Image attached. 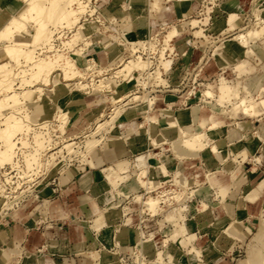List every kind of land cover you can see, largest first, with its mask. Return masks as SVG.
Listing matches in <instances>:
<instances>
[{"label":"rangeland","instance_id":"374dc122","mask_svg":"<svg viewBox=\"0 0 264 264\" xmlns=\"http://www.w3.org/2000/svg\"><path fill=\"white\" fill-rule=\"evenodd\" d=\"M175 1L180 0H164L163 3H161L162 1L160 0V3L158 4L159 8L157 9L153 8L147 0L133 1L132 4H129L127 0H84L85 8L79 13V18L72 27H67L64 23L60 22L51 24L49 26L50 37L48 41L45 43L40 42L34 47L30 46V48H35V55L38 57L52 55L53 61L57 55L68 57L72 61L71 69L73 71L72 74L69 71L68 73L71 75L66 76L62 70H58L60 74L52 77V80L56 81L55 85H53L52 81H48L47 84H44L40 80H34L29 84L21 85V82L18 81V79H15L14 86L11 90L21 91L23 88L35 89L38 86L45 85L48 87L43 90L40 98L26 101L27 106L31 111L40 112V116L46 119L42 124L31 126L34 129V133H29L27 136L28 145L24 147H15L13 158L10 161L11 165H14L15 163L18 164L19 162L21 163L19 165L21 171L19 170L18 173L21 174L22 179H25V185L20 183L21 180L17 182L15 188L10 187V189H8V186L4 184V181H10L9 173L7 170L0 168V187L3 188V193L9 195L8 197H4L0 194V220L5 218L7 210L14 208L24 199L28 200L32 198L33 193L38 191L40 195L45 196L42 187L48 181L52 182V179H54L59 172L62 173L76 162L83 163L84 161L88 162L91 158L94 159V147L104 144L106 136L115 137L117 133H127V137L124 139L125 141L123 140V143L127 141L128 144H131L133 141H128V137L130 136L128 133L132 130L133 132L131 135L136 133V137L143 138L142 146H144L145 150H135L136 147H138L135 142L132 143L133 146L129 144L133 153L125 157H119L117 161H115L117 164V171L108 176L115 189L111 185H105L103 187V190H105L103 194V202L105 206L110 207L113 212L117 211L116 209L120 211V219L116 222V227L118 228L117 242L119 244V239L124 234V231H121L120 227H123L126 223L132 221L136 222L139 220L140 222V224L138 223V229L136 230L138 233H136L135 243L132 247L133 254L131 253V255L129 251V257H132V261H128V264H134L133 261L137 264H152L153 262L156 264H177L180 258H183L185 261L187 258H202V263L208 262L209 264H213L218 259H220L221 262L220 263L218 260L219 264H241L246 258L254 261L260 257V264H264V247H258L256 250L255 248H249L247 251L248 243L250 242L253 233L256 231V226H258L257 231L260 230L261 232L259 238L264 240L263 220H258L259 222L257 224L255 223L257 219H252L248 216V219L243 220L242 223V227H245V229L243 228V231L237 230L238 235L234 236L235 228H239L240 223L237 222L239 218L233 220L227 215H221L222 217L217 216L221 217L219 223L217 217L214 219L212 218L217 213L218 207H210V203L206 201L197 202V204H195L194 202L198 201V198H195V195L193 196L194 192L187 189L179 179H176V177L173 179V182L175 183L174 185L176 186L174 201L170 205L159 203V206L161 207L160 212L153 214L143 205H138L137 202L131 200L136 196H140L142 199L149 196L156 197V191L154 190L160 184L166 182L168 177H170L165 176L162 178V182L154 179H157L160 175L168 174L165 172L163 165L165 164V160L169 161L170 156L173 159V163L178 160L179 152L175 150L173 142L171 141L180 137L182 124L189 122L192 119L193 109H199V113L202 112L203 114L210 113L216 115L215 119L218 120L216 125H213V127H211L212 123L207 126L199 125V129L197 130L198 133L206 132L210 136L211 142H213L216 137L215 131L218 127L222 125H226L224 129L227 127H233V122L237 126L241 125L240 123H236L240 121V119H233L230 116V111L234 109L243 110V106H235L234 104L240 97L244 96V93L240 89L242 88L243 82L248 78L252 79V85L245 96L248 102L255 103V111L250 110L249 112H246V114L250 116L247 119L254 118V120L258 119L260 121L261 128L257 129L256 127H253L251 129L253 135H258L255 131H259L264 135V85L256 86L259 83H264V63L258 65L259 63L257 62L260 61L254 58L256 63L254 66L249 60L253 53V48L257 45V40L261 41L264 39V30H261L262 27V29H264V7L262 8V6H264V0H188L190 5L184 4L181 6L184 11L186 9L188 10L183 12L178 19L172 14ZM228 1L233 2L232 5H230V10H227L223 5L224 2ZM244 1L248 2L244 3ZM240 2L242 5H237ZM249 2L251 3L250 8H248ZM73 4L72 6L76 8L77 4ZM187 5L189 6L186 7ZM164 7L167 8L166 12L169 14L163 16L166 23H163L160 27V24H154L150 21V26L147 21L144 31L142 32L143 38L130 36L131 41L128 42L125 48L120 49L119 55L121 56L117 57V60L115 57L114 62L109 61L110 59L104 54L105 51L103 49L96 52V56L98 55L95 57L96 61L92 55L87 57L86 62L88 63V66L84 59L77 63L70 56L71 51L68 49L65 42L72 38V35L76 32V28L79 26L80 22L84 19H89L91 21L94 20V17L91 16L92 14H95V17L98 20L93 21L94 31L89 35L84 36L85 41L91 42L94 40L99 42L98 38L102 36L101 34L106 33L107 35H115L117 37L116 41L114 40V37L112 41L111 39L108 40L111 41L113 45H118L122 40L121 33H126L127 30H123L124 28H120L114 24V17L109 16L111 13H109L108 10L112 13L117 12L119 15L128 13L132 17H135L136 14H140L141 16H146L149 20V18L157 16ZM220 9H223V11ZM216 10L219 12L221 11V15L217 17L219 19H214L210 26H206L207 28L203 27L209 23L212 13L216 12ZM204 11L207 13L209 12V17L202 22L204 23L202 26L200 24L202 19L199 17L204 15ZM251 11L254 15L253 18ZM216 20L220 23L223 22V20H226L227 27L224 30H219L221 29V24L219 25V28ZM3 22V19L0 20V25ZM174 27L176 31L174 30ZM11 28H8L7 31L2 29V32L0 33L1 38L5 39L8 36L26 38L27 35H24L23 33H20V35L15 34V30L13 27ZM64 30H69L70 33L65 35ZM154 30H156L155 33H153ZM249 30L252 31L251 34L248 33ZM258 30H261V33L259 32L260 34H257ZM210 31H218L219 33H214L217 34V36L212 37L214 34H211ZM253 32L256 33L257 36L256 34H252ZM187 36L190 37L187 38L184 43L179 45L180 38L184 39V37ZM228 38H231L230 41H228ZM174 41L177 43H173ZM76 42L78 43L75 48L84 45V42L80 40H76ZM186 42H188L187 45L189 50H193L190 55L187 52L184 53L183 50ZM2 44V41H0V46ZM102 45L103 43H99V46ZM165 48H168L166 51L169 52L168 56L171 57L170 64L176 69H174L173 72H168L169 75H167V71L163 72V68H167L169 65L168 57L163 60V51ZM1 51L0 47V54ZM158 54L161 59L158 58ZM138 57H141V60L146 62L145 65L142 66L143 70L141 71L140 69V73L137 71L139 76L136 77V79L128 77L125 80H122L123 77L120 71L123 69V63L129 58L136 59ZM214 59L218 65L215 64ZM62 62V60H59V63ZM196 62H198L197 65H195ZM180 64L183 66L181 67ZM158 66L161 70L160 75L162 77V80L160 81H157L154 77ZM57 69L59 68H53V70ZM218 71L220 72L217 74ZM221 74L228 78L227 85L222 90L219 89L220 84L218 81ZM252 74L253 77H251ZM172 75L173 77L171 78ZM89 76L93 80L92 83L89 82ZM107 77L115 78L119 81L117 83L120 84L126 82V86L124 85L122 91L118 93V98L116 100L106 99L104 101L100 94L86 97V101H90L91 104H85L86 107L80 109L81 112L78 113V115H76V109L80 108V106L75 107V110L71 112L69 122H66L62 111L70 102L72 95L76 92L75 90H78L79 93H86L90 90L92 92V89L99 88L101 81ZM135 80L137 81L135 82ZM168 81L170 83H168ZM160 83H163V85H160ZM158 86L159 88H170L168 90H157L156 88ZM207 88H210L213 91L214 97L206 98L203 95V92ZM102 90L105 91L104 88H102ZM111 92L113 91L111 90ZM159 92H162V94L159 95ZM187 92L191 93L189 98H185ZM163 93H170L169 95H165L168 97V100L177 102L174 103L173 106L176 108L175 113L179 118L181 125H177L178 131L176 133L170 132L167 134L163 132L165 133L163 134L159 131L157 136L150 137L145 133V128H147L148 124L143 122V124L141 123L142 128H138L136 120L141 118L140 115L146 111L147 107L145 100L153 97H156L157 99H155L154 107L151 108V111L159 114L160 111L156 109L160 108V106H165L161 99ZM65 94L66 97L58 101V97ZM223 94L226 103L218 104L216 98L219 97L218 95ZM255 94L258 96L257 99L254 97ZM261 101L263 104H261ZM168 104L170 103H167V105ZM22 105L20 107V109L22 108L21 114L26 112L29 113L30 110L25 109L26 106L24 104ZM228 105L232 106L229 107ZM2 120L3 119H0V122ZM112 121L114 122L113 127L109 129L110 126H112ZM100 122H103V125L97 128V124ZM166 122L172 124L175 123L174 120L169 117L166 118ZM94 131L95 133L93 135ZM163 135H166L168 138L165 136L164 138ZM92 137H94L96 141L87 145L88 139H92ZM162 139H165V141H162ZM145 140L148 142V146L144 145ZM68 142H74V144L71 145V150H67L64 147ZM156 142L158 145L155 144ZM214 142L222 147L223 143L220 137L215 139ZM113 146L114 145L112 144V148ZM125 152L126 150L124 153ZM155 152H159L158 155L155 154ZM189 152L190 151H188V153ZM32 154H37V160L35 162L29 161V157ZM185 156L190 158H185L186 160L181 163L182 170L188 171L189 175H193L194 178L203 177L205 166L201 164L202 161L207 165H211L208 164L210 162L217 161L213 158L211 151L206 148L203 150L202 155L198 152V156L193 155L192 153L191 155L186 154ZM208 156L210 158H208ZM188 162H193L194 165L185 166L184 164H187ZM4 165L5 164L0 167ZM132 167L133 169H131ZM141 168L149 170L148 172L152 179V182L149 181L150 188L148 190L145 187L140 186L136 180V175L141 171ZM168 169L170 168L168 167ZM118 170L124 172L125 176H123L122 180L119 182L113 181L119 176ZM161 171L164 173H161ZM96 174L103 176L104 171L101 169L97 171ZM218 181L220 180L218 179ZM186 183H188V180H186ZM49 185L53 186V184ZM154 186L155 188H153ZM151 188L153 189L152 191ZM25 192H28V194L24 195ZM19 193L20 197L17 198V200L15 199L14 202H10L11 199L13 200V195ZM221 194L225 199H229L227 193L223 192ZM70 195L73 194L70 192ZM34 202H36V200H34ZM217 202L218 201H216V203ZM38 203L39 201L34 204V207ZM46 203L47 198L46 202H44V205L41 207L42 212L45 210ZM122 203L124 204L122 205ZM216 203L215 205H217ZM127 206L131 209L127 208ZM178 210L182 212L181 214L184 215L185 220H170L169 218L172 216L178 215ZM207 210H209L207 216L208 218H212V220L209 222L204 221L203 219L202 221L198 220L199 218L204 217V212ZM127 212H130V217L127 218L126 222H122V213L125 214ZM147 212L148 214H151V216H149ZM199 213L201 214V217H199ZM99 214L101 215V213ZM192 216L194 218H192ZM106 223L108 224L109 222L107 221ZM107 224L103 222L99 223L96 217L93 227L97 230H100L102 226H107L106 229L111 227L110 224ZM143 224L146 227L148 226V229H145V231L139 228ZM183 224L187 227V232H185ZM213 227H216V229H213ZM193 229L195 231V236L192 232ZM187 233L188 235H191L193 240H191L192 244L199 243L196 245L197 247H204V252L200 256L194 257L187 253V246L183 241V238ZM231 241L232 243L229 245ZM169 245L174 246L171 255L163 253L165 248ZM122 246L123 245H121V247ZM232 246L234 247L233 251L231 249ZM101 248L104 250L90 252V256L95 259L93 264H108L111 261L120 264V252L117 248L111 249L104 245ZM123 249L125 250V248ZM249 250H255V253L249 255ZM231 252L233 254H231ZM82 253L84 254L85 251H82ZM152 254L154 255L153 257H151ZM103 257L106 260H103ZM185 264L189 263L186 261Z\"/></svg>","mask_w":264,"mask_h":264},{"label":"crops","instance_id":"0c3cea01","mask_svg":"<svg viewBox=\"0 0 264 264\" xmlns=\"http://www.w3.org/2000/svg\"><path fill=\"white\" fill-rule=\"evenodd\" d=\"M161 1V3L164 2V0ZM247 2L248 1H244V3ZM232 3L233 2L228 1L224 2L223 5L227 10H230V5H232ZM184 4H189L188 0L175 1L172 14L176 19H178L180 15L183 14V12L188 10L186 9L184 11V9L181 8V6ZM248 4V8H250L251 3L249 2ZM237 5L240 6L242 3L240 2ZM166 7H164L157 16L151 17L149 20L146 16H141L140 14H136L135 17H132L128 13L119 15L116 11V13H112L109 10L108 12L111 13L109 16L114 17V24L120 28L125 27L124 30L129 31L131 37L143 38L142 32L144 31L147 21L150 26V21L154 24H160V27L163 23H166V21H164L165 19L163 18V16L169 15L166 12ZM263 7L264 6H262V8ZM220 10L223 11V9ZM221 11L219 12L216 10V12L212 13L208 23L209 25L207 24L203 26L204 23L202 22L207 20L209 17V12L207 13L204 11V15L199 17L202 19L200 24L203 27L210 26L214 19H219L217 17L221 15ZM217 24L218 26L221 24V29L219 30H224L227 27L226 20H223L221 23L217 21ZM155 32L156 30L153 31V33ZM210 33L214 34L219 32L210 31ZM216 36L217 34H214L212 37ZM189 37L190 36L184 37V39L180 38L179 45L184 43V41H186V39ZM230 39L231 38H228V41H230ZM176 41L173 43L178 42ZM187 43L188 42H186L183 50L184 53L187 52L190 55L193 50H189ZM167 57L169 60L167 75H169L168 72H173L175 68L170 64L171 57ZM254 58L260 61L257 62L259 63L258 65L264 63V39L261 41L257 40V45L253 48V53L249 59L251 64L255 66L256 63ZM214 61L215 64H217L215 59ZM219 72L220 71H218L217 74ZM172 77L173 75L171 78ZM251 77H253V74ZM123 84L126 86V82ZM160 85H163V83H160ZM261 85H264V83H259L256 86ZM156 89L168 90L169 87L159 88L158 86ZM161 94L162 92H159V95ZM169 94L170 93H163L164 96L162 95L161 99L163 100L162 102L165 104V107H160L157 110L160 111L158 115L163 116L164 118L169 117L174 120L176 125V133L178 131L177 125H181V122L176 116V108L173 106L174 103L177 102H172V100H168V97L165 96ZM254 97L256 99L258 98L256 94ZM85 103L91 104L90 101L87 102L86 100ZM167 103L170 104L167 105ZM85 107V105L80 106V108L76 109V112L80 113V109ZM78 113L76 115H78ZM230 113V116L233 119H240V121L236 123H240L241 125L237 126L233 122V127H227L224 129L226 125H222L215 131V139L220 137L223 143L222 147L218 143L216 144L226 157L227 160L225 162H219L211 152L213 158H215L217 161L208 163L211 165H207L202 161L201 164L205 166L203 177L194 178L193 175H189L188 171H183L181 167V163L186 160L185 158L190 157H185L183 160L178 158V160L173 163V159L170 156L169 161L165 160V164L163 165L165 172L168 174L160 175L157 177V179H154L158 180L159 182H162V178L165 176H171L173 179L176 177L177 180L179 179L187 189H190L194 192L193 196L195 195L194 197L198 198V203L201 201H206L210 203V207H218L217 213L212 217L213 219L217 216L225 215V211L222 207L223 205H221V193H227V197L232 199L235 205L234 216H237V219L239 218L237 221L240 223L239 228H235L234 230V236H237V232L239 230L243 231L245 229V227H242V223L243 220L248 219V216H250L252 219H257L255 222L257 224L259 222L258 220H263L264 222V189L262 193L258 195L253 201L248 200L242 194V188L245 186V184L253 186L260 178L264 177V135L259 131H255L258 133L257 138V136L253 135L251 132L253 127H256L257 129L261 128L260 121L258 119H247L250 116H248L241 109L231 110ZM132 132L133 131L130 130L128 141H133L136 143L138 147H136L135 150L144 151L145 148L142 146L143 138L136 137V133L131 135ZM113 138L114 137L106 136L104 144L94 147V159L91 158L88 160V162L84 161L83 163L76 162L62 173L59 172L55 178L52 179V182L48 181L42 187L45 196L40 195V193L37 191L33 193L32 198L28 200L24 199L23 201H20L14 208L7 210L5 218L0 220V264H93L95 259L90 256V252L104 250L101 248L103 245L108 246L111 249L117 248L120 252V255L124 251H130V254H133L132 245L134 244L132 243H135L136 230L138 229V226L136 227V225H133L135 222L132 221L130 223H126L125 226L120 227V230L124 231V234L122 237H120L121 240L119 239V244L117 242L118 228L116 227V222L120 219V211L118 209H116L117 211L114 212L111 211V208L108 206L106 207L103 202V194L105 192L103 187L105 185H111L115 189L112 181L108 178L109 175L117 171V164L115 161H117L119 157H125L133 153V150L126 141V152L122 155H119L118 152L112 148V144L114 142ZM147 144L148 142L145 140L144 145L148 146ZM206 149L211 151L210 146H207ZM202 153L203 150L200 151L201 155ZM209 156L208 158H210ZM232 157H234V160ZM184 165L193 166L194 164L193 162H188ZM133 167L131 169H133ZM168 167L170 169H168ZM101 169L104 171L103 176L96 174V172ZM209 170L215 173L217 181L218 179L220 180L217 182L218 187L210 186V184L206 181V178H204ZM162 172L163 171H161V173ZM118 174L125 176L124 172L120 170H118ZM186 180H188L189 184L186 183ZM119 181L121 180L118 179L117 182ZM49 184H53V186ZM70 192L73 195H70ZM46 198L47 203L45 210L42 212L41 207L44 205V202H46ZM34 200H36V202H34ZM38 201L39 203L34 207V204ZM216 201L218 202L216 203ZM215 203L217 205H215ZM123 204L124 203H122V205ZM98 208L100 212L98 211ZM208 211L209 210L204 212L203 220L209 222L212 220V218H208ZM99 213H101L100 216H98ZM96 217L103 220L108 219L111 227L106 229L107 226H102L100 230H97L95 227H93ZM128 217H130V212L125 214L122 213V222H126ZM192 218L194 217L192 216ZM131 225H133L135 228ZM257 227L258 226L255 227L256 231L254 230L255 232L248 243L247 251L249 248H255L256 250L258 247H264V240L259 238V234L261 232L260 230L257 231ZM192 232L195 236L194 229ZM231 243L232 241L229 243V245H231ZM121 245L125 247V250H122ZM231 249L233 251L234 247L232 246ZM255 250H249L248 254H254ZM82 251H85V253L83 254ZM231 254L233 253L231 252ZM153 256L154 255L152 254L151 257ZM218 260L220 262V259ZM218 260H216L213 264H219ZM186 261L189 264L208 263H202V258H187ZM186 261L183 258H180L177 264H185Z\"/></svg>","mask_w":264,"mask_h":264},{"label":"bare ground","instance_id":"6f19581e","mask_svg":"<svg viewBox=\"0 0 264 264\" xmlns=\"http://www.w3.org/2000/svg\"><path fill=\"white\" fill-rule=\"evenodd\" d=\"M127 1L129 4H132L133 1L136 2L138 0H127ZM147 1L153 8H157V9L159 8L158 4L160 3V0H147ZM73 3L77 4L76 8H74V6H72ZM87 5H88V3H87ZM84 8H85L84 0H0V20L3 19V21H4L0 25V33L2 32V29L7 31L8 28L13 27V29L15 30V34L20 35V33H23L24 35H27L26 38L25 37H19V36L18 37L17 36H8L5 39L1 38V36H0V41H2V43H3L0 46L1 50H2L1 54H0V93H1V96H0V119H3L0 122V166L5 164V163H10V161L12 160L13 155H14L15 147H18V146L24 147V146L28 145L27 136L29 135V133H32V132L34 133V129L31 126L42 124L45 122V119H46V118H42L40 116V112L31 111L30 108L27 106L26 101L27 100H35L36 98H40V95L42 94L43 90L48 88V87H46V85H45V86H38L35 89L23 88V90H21V91L11 90L12 87L14 86L13 84L15 82V79H18V81L21 82V85L29 84L34 80H40L44 84H47L48 81H52L53 85H55L56 81L52 80V77L60 74V72L58 70H62L66 76L71 75L72 71H73L71 69L72 68V63H71L72 61L68 57H65L63 55H57V57H55L54 61L52 60V57H53L52 55H46V57H38L35 55V48H30V46L34 47V46L38 45L40 42L45 43L48 41V39L50 37L49 26L51 24L60 22V23H64L67 27H72L73 24H75V22L78 20L79 13L82 12L84 10ZM132 8H135V7H132ZM93 21H91L89 19H84L82 22L79 23V26L76 28L77 30L72 35V38L69 41L65 42V44L68 46V49H70V51H71L70 56L77 63L80 60L82 61V59H84L86 62V59L89 55H92L93 58L95 59V57L98 56V55L96 56V52L101 51L103 49L105 51L104 54H106V56L109 57V59H110L109 61L114 62L115 57L117 60V57L121 56V55H119L120 49L125 48L127 46L128 42L131 41L130 32L127 31L126 33L125 32L121 33L122 40L121 41L119 40L120 43L118 45H113L111 42L113 37H114L115 41L117 40V37L115 35H112V34L107 35L106 33L101 34L102 36L98 38L99 42H96L94 40H92L91 42H87V41H85L84 36H87L92 31H94V25H93L94 22ZM262 28H261V30H264ZM174 30L176 31L175 27H174ZM261 30H258L257 34H260ZM251 32H252L251 30L248 31V33H250V34H251ZM255 32H256V30H255ZM252 34H256V33L253 32ZM257 34H256V36H257ZM108 39H111V41H109ZM76 40H80V41L84 42V45L81 47L75 48L76 44L78 43V42H76ZM99 43H103V45L99 46ZM80 44H81V42H80ZM166 49H168V48H165V50L163 51V60L167 59V56L169 53L168 51H166ZM158 58H160L159 54H158ZM59 60H62L63 62L59 63ZM95 61H96V59H95ZM145 63H146L145 61L143 62L141 60V57H138L136 59L135 58L127 59L123 63V69L120 71L122 73V77H123L122 80H125L128 77H133L134 79H136V77L139 76V74H137V71H138V73H140V69H141V71L143 70L142 66H144ZM86 65L88 66L87 62H86ZM101 65H103V64H101ZM54 67H57L59 69L53 70ZM168 67H169V65L167 66V68H163V72L167 71ZM69 71L71 74L68 73ZM160 71L161 70L158 66L156 68V71H155L156 73L154 76L157 81L162 80V77L160 75ZM50 74H51V77H50ZM95 76H96V74H95ZM227 80H228V78H226L223 74H221L219 76V79H218L219 84H220L219 89L222 90L223 88L226 87ZM92 81L93 80L89 76V82L92 83ZM136 81L137 80H135V82ZM117 82H119V81L116 80L115 78L107 77L106 79H103L101 81V85H99L100 87L92 89V92L90 90L86 93H79L78 90H75L76 92L72 95L70 102L64 107V109L62 111L65 121L69 122V117L71 116V112L75 110V107L82 106V105L86 104L85 103L86 97H89L91 95L100 94L102 97V100H104V101L106 99L116 100L118 98V93L121 92L122 89L124 88L123 83L120 84ZM251 85H252V79L251 78H248L247 80H245L243 82L242 88L240 90L244 93V96L240 97L239 100L237 102H235V104H234L235 106H243L242 111H244L245 113L249 112L250 110L255 111V103L248 102V100L245 96V94L247 92H249ZM102 88H104L105 91H103ZM111 90L113 92H111ZM242 92H241V94H242ZM227 94H228V92H227ZM203 95L206 98L214 97V93L210 88H207L203 92ZM218 96L219 97L216 98V101L218 102V104L219 103L220 104L226 103V99H225L224 94L218 95ZM65 97H66V94L58 97V101L62 100ZM186 98H189V96H187ZM155 99H157V98L153 97L151 99L145 100V104H146L147 108H146V111L140 115L141 118L136 120V122L138 123V128L141 127V123L143 124V122H146L148 124V126L146 124L147 128H145V133L150 137L157 136V133L159 131H161L162 133L165 132L167 134L170 132L171 133L175 132V126H176L175 123H173V124L168 123V122H166V118L158 115L157 112L151 111V108L154 107ZM22 104H24L26 106L25 109L30 110L29 113L26 112L24 114H21L22 108L20 109V107ZM231 104H233V103H231ZM261 104H263L262 101H261ZM230 106H232V105H230ZM192 109H193V107H192ZM192 114H193L192 119L190 121L188 120L189 122L182 124V132H181L180 137L175 138L171 141V142H173V147L175 148V150H177L179 152L178 157L182 160L183 158L186 157L185 156L186 154L191 155V153L193 155L198 156V152L204 150L206 148V146H210V148H211L210 150L213 153V155L217 158V160L219 162H225L227 160L226 157L223 155V153L220 150V148L218 147V145L214 142H211L210 136L206 132H199V133L197 132V130L199 129V125L200 126H205V125L207 126L210 123H212L211 127H213V125H216L218 123V120L215 119L216 115L210 114V113L203 114L202 112L199 113V109L198 110L193 109ZM113 124H114V122L112 121V126H110L109 129H111L113 127ZM134 124H135V122H134ZM102 125H103V122H100L99 124H97V128L101 127ZM156 125H157V127H156ZM158 125H159V127H158ZM94 133H95V131L93 132V135H94ZM111 133H114V132H111ZM165 133H163V134H165ZM164 136L166 137V135H163V137ZM126 137H127V133L126 134L117 133L116 136L113 138L114 139L113 149L116 150L119 155H122L125 151V143H123V142L125 141L124 139ZM166 138H168V137H166ZM159 140H160V138H159ZM263 140H264V138H263ZM94 141H96L94 137H92V139L91 138L88 139L87 145H90ZM162 141H165V139L164 140L162 139ZM132 143L131 144L129 143V144L131 146H133ZM73 144H74V142H68L67 144L64 145V147L67 150H71V148H72L71 145H73ZM155 144L158 145L157 142ZM41 146H39V147H41ZM187 149H188V151H190L189 153H188ZM158 153L159 152H155V154H157V155H158ZM232 158L234 160V157H232ZM36 160H37V154L30 155V157H29L30 162H35ZM145 164H147V163H145ZM146 168H141L140 172L138 170V172H139L138 174L136 172V174H137L136 180L140 186H143L148 190L150 188L149 185H150V182H152V179H151L150 173L148 172L149 170H147ZM122 178H123V176L119 175L115 178L114 181H117L118 179L122 180ZM204 178H206V181L212 187H215L218 184L217 183L218 181L215 177V173L211 172V170H209L206 173ZM174 184L175 183L173 182V178L170 176V177H168L166 182H164L163 184H160L154 190V191H156V193H155L156 197L155 196L154 197L149 196V197H144L145 199H142L140 196H136V197L132 198L131 200L137 202L138 205H143L150 212H152L153 214H156L157 212H160V209H161V207L159 206V203L170 205L174 201V197H175L174 194L176 192V186ZM155 186L153 188H155ZM263 189H264V177L260 178L257 181V183L254 184L253 186L245 184V186L242 188V194L248 200L253 201L258 195H260L262 193ZM152 190L153 189L151 188V191ZM2 191H3V188L0 187V194H2L4 197L9 196V195L3 193ZM146 193H148V192H146ZM19 197H20V193L17 195H13V200L11 199L10 202H14V200L15 199L17 200V198H19ZM176 197H177V195H176ZM194 203L197 204V201ZM203 204H206V203H203ZM222 205H223L222 207L225 211V215H227L231 219L235 220L237 217L234 216L235 205L233 203V200L232 199H225L224 197H222ZM194 206H196V205H194ZM127 208L131 209L129 206H127ZM181 213L182 212L178 210L177 211L178 215L172 216L169 219L172 221H177V220H183L184 221L185 220L184 215H182ZM147 214H148V212H147ZM148 215L151 216V214H148ZM98 216H100V214ZM199 217H201V214ZM202 219L203 218L201 217L198 220L202 221ZM220 219H221V217H217V220L219 221V223H220ZM97 221L99 223L103 222L105 224H107L106 223L107 221L109 222L108 219L103 220V219H99V218H97ZM107 225H109V223ZM183 227L185 229V232H187L188 229L184 224H183ZM139 228L141 230L143 229L145 231V228H147V227L143 224V227L141 226ZM213 229H216V227H213ZM136 233H138V232H136ZM184 235H185V233H184ZM191 240H192L191 235L190 234L188 235V233L183 238V241L185 242V244L187 246V253L191 254L194 257H198L204 252V247H197L196 245L191 243ZM121 248H122V250H124L123 248H125V247L122 246ZM173 248H174V246L169 245L165 248L163 253H165L167 255H171ZM260 258H257L254 261H251L250 259L246 258L244 260V262L241 264H260V262H261ZM103 260H106V259L104 258ZM108 264H116V262L111 261ZM152 264H156V263L153 262Z\"/></svg>","mask_w":264,"mask_h":264},{"label":"built area","instance_id":"2783aa9c","mask_svg":"<svg viewBox=\"0 0 264 264\" xmlns=\"http://www.w3.org/2000/svg\"><path fill=\"white\" fill-rule=\"evenodd\" d=\"M251 15H252V18H253L254 15L252 14V11H251ZM91 16L94 17V21L97 20L96 17H95L96 16L95 14H92ZM64 32H65V35L66 34L68 35L70 33L69 30L68 31L64 30ZM197 64H198V62L195 63V65H197ZM180 66L182 67L183 65L180 64ZM163 74H165V73H163ZM190 94L191 93L187 92L186 95H185V97L190 96ZM20 164H21L20 162L18 164L15 163L14 165H11L10 163H5L4 166L0 167L1 169L7 170V172L9 173L10 181H4V184L8 186V187L6 186L8 189H10V187L15 188L17 182H19L21 180L22 181L20 183H22V185H25V179H22L21 174L18 173L19 170L21 171V169L19 168V165ZM2 179H3V176H2ZM26 194H28V192H25L24 195H26ZM138 223L140 224L139 220L136 221L133 225H136V227H137L138 226ZM133 225H131V226L134 227ZM142 227H143V225H142ZM132 244H134V243H132ZM132 247H133V245H132ZM129 256L130 255H129V252L128 251H124L123 253H121V255L119 257L120 264H128V261L131 262L132 261V258L129 257ZM133 262H134V264H137L135 261H133Z\"/></svg>","mask_w":264,"mask_h":264}]
</instances>
